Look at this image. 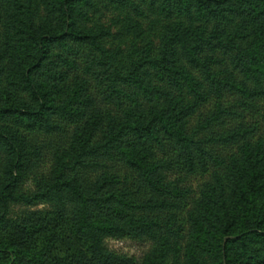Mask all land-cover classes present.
I'll return each mask as SVG.
<instances>
[{
	"label": "trees",
	"instance_id": "obj_1",
	"mask_svg": "<svg viewBox=\"0 0 264 264\" xmlns=\"http://www.w3.org/2000/svg\"><path fill=\"white\" fill-rule=\"evenodd\" d=\"M0 264H264V0H0Z\"/></svg>",
	"mask_w": 264,
	"mask_h": 264
},
{
	"label": "rangeland",
	"instance_id": "obj_2",
	"mask_svg": "<svg viewBox=\"0 0 264 264\" xmlns=\"http://www.w3.org/2000/svg\"><path fill=\"white\" fill-rule=\"evenodd\" d=\"M143 17H136L127 10L116 9L104 1H99L95 9L89 12L88 27H103L109 30V35L103 38L101 44L109 50H120L122 56L118 65H128V55L133 48H141L149 43H156L161 32L163 21L154 13L144 12ZM40 18L44 11L40 10ZM190 185L197 191L198 180H191ZM34 209H47L38 206ZM16 208L14 211H18ZM106 246L117 253L140 259L149 250L150 244L133 240H107Z\"/></svg>",
	"mask_w": 264,
	"mask_h": 264
}]
</instances>
